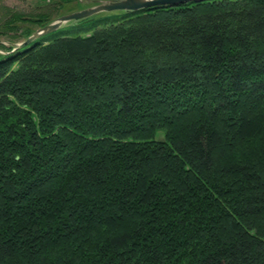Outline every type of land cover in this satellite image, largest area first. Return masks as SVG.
Returning a JSON list of instances; mask_svg holds the SVG:
<instances>
[{
	"label": "trees",
	"instance_id": "16d2710c",
	"mask_svg": "<svg viewBox=\"0 0 264 264\" xmlns=\"http://www.w3.org/2000/svg\"><path fill=\"white\" fill-rule=\"evenodd\" d=\"M124 13L0 16V264H264V0Z\"/></svg>",
	"mask_w": 264,
	"mask_h": 264
},
{
	"label": "rangeland",
	"instance_id": "374dc122",
	"mask_svg": "<svg viewBox=\"0 0 264 264\" xmlns=\"http://www.w3.org/2000/svg\"><path fill=\"white\" fill-rule=\"evenodd\" d=\"M97 1L98 0H0V16L4 15L6 12H18L30 18H37L39 15H44L49 19L48 22H51L59 15L93 6L98 3ZM124 12L127 11L114 10L95 13L90 16L91 19L89 21L81 23L80 26L90 32L94 28L115 23L123 16L127 15ZM30 26L32 29H36L35 24H31ZM79 32L83 33L82 30ZM19 42L18 40L16 43ZM2 44L7 45V42L2 41ZM4 52L5 50L0 47V54Z\"/></svg>",
	"mask_w": 264,
	"mask_h": 264
},
{
	"label": "water",
	"instance_id": "95a60500",
	"mask_svg": "<svg viewBox=\"0 0 264 264\" xmlns=\"http://www.w3.org/2000/svg\"><path fill=\"white\" fill-rule=\"evenodd\" d=\"M189 1L195 2L202 0H98L97 1L98 3L93 6L84 7L66 14L59 15L53 21L36 29L23 41L14 44V46L19 47L25 45L34 38L42 34H45L47 32H50L66 22H70V21L76 22L81 19L90 17L95 13L104 12V11L105 12L114 11V10L130 12L150 6H160V5L176 6Z\"/></svg>",
	"mask_w": 264,
	"mask_h": 264
}]
</instances>
